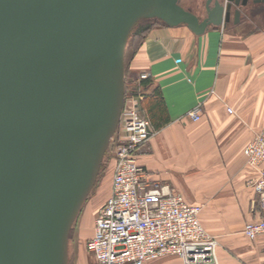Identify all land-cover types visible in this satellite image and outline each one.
<instances>
[{
  "label": "water",
  "instance_id": "1",
  "mask_svg": "<svg viewBox=\"0 0 264 264\" xmlns=\"http://www.w3.org/2000/svg\"><path fill=\"white\" fill-rule=\"evenodd\" d=\"M249 1L205 0L201 18L180 0H0V264H68L119 125L134 26L201 35Z\"/></svg>",
  "mask_w": 264,
  "mask_h": 264
},
{
  "label": "crops",
  "instance_id": "2",
  "mask_svg": "<svg viewBox=\"0 0 264 264\" xmlns=\"http://www.w3.org/2000/svg\"><path fill=\"white\" fill-rule=\"evenodd\" d=\"M240 10L237 22L231 18L201 35L184 24L156 23L130 62L132 71L149 74L147 94L161 91L168 116L140 148L138 162L152 179L201 205V222L218 242L215 264H264V236L243 234L262 212L248 186L255 173L246 166L244 149L264 125V2L250 0ZM195 13L205 16L204 3ZM139 106L147 118L143 96ZM197 106L201 117L192 121L186 114ZM93 227L75 264H95L86 248ZM145 264L183 262L167 255Z\"/></svg>",
  "mask_w": 264,
  "mask_h": 264
},
{
  "label": "built area",
  "instance_id": "3",
  "mask_svg": "<svg viewBox=\"0 0 264 264\" xmlns=\"http://www.w3.org/2000/svg\"><path fill=\"white\" fill-rule=\"evenodd\" d=\"M141 79L149 78L142 73ZM142 94L125 98L114 145L110 192L99 207L86 243L95 264H145L173 255L183 264H215L217 239L204 228L201 205L190 204L167 184L152 179L138 162L140 148L154 135L140 111ZM232 113L231 108H227ZM186 116L201 117L200 107ZM246 166L255 173L248 186L259 196L258 219L244 225L248 239L264 236V125L244 149Z\"/></svg>",
  "mask_w": 264,
  "mask_h": 264
},
{
  "label": "trees",
  "instance_id": "4",
  "mask_svg": "<svg viewBox=\"0 0 264 264\" xmlns=\"http://www.w3.org/2000/svg\"><path fill=\"white\" fill-rule=\"evenodd\" d=\"M156 23L164 24L163 22L157 19L140 20L132 29L129 35L128 41H127L126 48H125V98L130 96L131 94L137 95L139 92L142 93L143 100L145 101V105L147 108V114H148L147 119L149 120L153 130L160 129L162 126H164L168 122V116H167L166 108H165V105L162 99L161 91L158 88H155L151 93L147 94L146 89L151 84L150 77L147 79H141L139 76L142 73L132 71L130 69V62L136 54V51L139 47L140 40ZM110 144L103 157V160L100 166V171L97 176L96 182L93 186V189L95 188L96 183L99 179L100 173L104 168V158L109 153V150L111 147ZM112 160H113L112 161V170H113L114 155H113ZM109 192H110V186H109ZM68 264H69V261H68Z\"/></svg>",
  "mask_w": 264,
  "mask_h": 264
},
{
  "label": "rangeland",
  "instance_id": "5",
  "mask_svg": "<svg viewBox=\"0 0 264 264\" xmlns=\"http://www.w3.org/2000/svg\"><path fill=\"white\" fill-rule=\"evenodd\" d=\"M204 1L205 0H196L195 5L190 4L189 0H187V7H191L194 11L198 10L200 12ZM116 135L117 132L111 140V147L109 153L104 158V168L100 173L96 186L90 192L73 223L68 242L69 264H75L77 261L78 254H80L83 245L84 236L88 233V229L91 225H93L99 207L109 194V186L112 177V158L114 145L116 143Z\"/></svg>",
  "mask_w": 264,
  "mask_h": 264
},
{
  "label": "flooded vegetation",
  "instance_id": "6",
  "mask_svg": "<svg viewBox=\"0 0 264 264\" xmlns=\"http://www.w3.org/2000/svg\"><path fill=\"white\" fill-rule=\"evenodd\" d=\"M190 4H193V0H189ZM180 4L187 8V0H180ZM191 8V7H190ZM192 10L194 11V9L192 8ZM195 12V11H194Z\"/></svg>",
  "mask_w": 264,
  "mask_h": 264
}]
</instances>
